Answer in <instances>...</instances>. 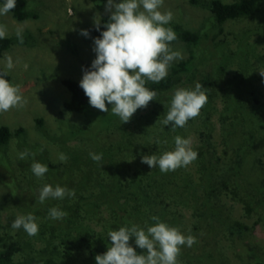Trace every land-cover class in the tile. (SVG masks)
I'll return each instance as SVG.
<instances>
[{
  "label": "rangeland",
  "instance_id": "1",
  "mask_svg": "<svg viewBox=\"0 0 264 264\" xmlns=\"http://www.w3.org/2000/svg\"><path fill=\"white\" fill-rule=\"evenodd\" d=\"M200 1V4H194L190 0H164L160 11L173 13V19L166 27H171L177 37L179 34L174 25L201 34L200 41L194 46L178 39L171 42L170 47L179 51L182 59L173 61L168 73L178 62L189 58L192 51L196 54L197 65L195 63V70L181 83L157 94L156 100L147 108L138 109L127 123H122L111 113V104H108V112L92 107L88 98L84 111L65 106L72 94L63 81L72 79L80 83L84 66L91 65L95 59L90 29L95 20L101 23L104 16L110 15L105 11L107 0H28L27 9L32 14L29 18L19 20L11 11L0 15V24L7 26L6 36L14 38V43L0 57V65L5 69L6 57H12L14 67L8 70L9 82L19 84L27 100L24 107L0 114V126L7 125L13 131L8 144L0 149V250L13 239L19 240L24 247L10 264H28L33 258L43 264L47 253L60 252L51 247L55 242L47 246L46 241L24 234L22 227L11 228L17 216L37 215L41 209L49 211L52 207L68 205L75 198L101 194V185L112 194L118 173L119 182L128 184L137 167L152 172L157 167L150 168L142 163V156H160L174 150L177 135L191 138L192 148L198 152L195 161L176 170H183L189 179L191 176L195 179L197 195L192 188H187L191 191L186 196L190 203L177 208L173 203L175 196L149 186L153 180L147 179V173L142 176V185L150 194L151 207L170 203L181 214L175 213V219H182L176 224L172 223L170 212L169 216L160 219L161 222L178 227L183 234H191L197 239L192 247H182L178 257L180 264H264V77L259 73L264 70V2L261 11L253 17L219 23L203 4L209 0ZM119 2L122 0H116ZM18 29L22 30L23 44L17 38ZM81 30H88L89 36L81 35ZM205 76L214 81L211 89L201 82ZM197 82L203 85L208 97L200 114L175 131L172 124L163 125L160 121L166 116L174 90L179 87L194 89ZM113 115L115 119H108ZM208 115L212 127L205 123ZM101 122L104 128H101ZM141 122L147 123L151 133L146 141ZM78 129L86 132L76 133ZM18 130L20 132L16 133ZM165 140L167 143H163ZM43 147L50 150V161L63 171L71 168L73 159L69 153L73 149L83 162H88L89 166L73 168L70 179L65 175L64 180L60 175L59 179L64 183L60 186L74 189V197H65L60 202L55 199H48L43 204L37 202L45 184L55 187L48 173L37 178L31 171L33 162L42 163L35 157L39 158L38 148L42 151ZM78 148L82 151L77 152ZM26 149L30 154L21 160L19 153ZM205 150L210 156L207 164L218 177L211 180V184L219 179L217 185L221 188L219 198L212 197L208 201L205 188H200V180L203 181L205 175L200 153ZM60 153L66 154V162L59 161ZM89 153H102V160L99 163L93 161ZM113 163L117 166H112ZM123 165L131 169L124 173ZM86 175L90 177L88 181L84 179ZM223 180L230 188L222 186ZM182 185L186 189L187 184ZM158 192L161 195L153 198ZM113 199L125 198L113 196ZM157 201L161 202L157 204ZM207 205H211V209ZM101 208L100 218L93 219V215L88 214L90 218H77L72 221V226L86 225L84 235L98 247L100 254H104L111 244L107 233L112 228L106 226L116 217L107 204ZM201 212H206V218L200 219L198 213ZM158 213L159 217L163 216ZM70 232V239L75 244L73 255L70 259L59 258L55 264H96L95 257L89 256L88 252L82 255L78 250L77 229ZM60 241L58 239L56 243L61 245ZM130 244L138 254L146 252L135 245V237L131 238ZM60 250L63 252L64 248L61 246Z\"/></svg>",
  "mask_w": 264,
  "mask_h": 264
},
{
  "label": "clouds",
  "instance_id": "2",
  "mask_svg": "<svg viewBox=\"0 0 264 264\" xmlns=\"http://www.w3.org/2000/svg\"><path fill=\"white\" fill-rule=\"evenodd\" d=\"M16 3L17 0H4L0 5V15L8 14L16 7ZM163 4L164 0H122L119 3L107 0L105 11L110 16L104 25L106 30L94 39L95 59L91 67L83 68L79 86L89 104L102 112H108V104H111V113L118 116L122 123L129 122L138 109L147 108L151 101L156 100L157 93L147 88L146 83H159L167 77L172 62L182 59V54L170 47L171 42L177 39V34L171 27H166L172 21L173 13L170 10L161 12ZM94 26L99 31L100 20H95ZM6 34L7 26L0 24V39L6 38ZM80 34L88 37L89 31L81 30ZM16 35L23 44L22 30L18 29ZM13 67V59L9 55L6 57L5 70L0 71V114L27 104L21 86L5 79L8 70ZM259 73L264 77V70ZM207 101L201 83L197 82L194 89L179 87L174 90L166 116L160 122L163 125L172 124L173 131L177 127L183 128L190 119L200 114ZM174 143V150L160 156L144 155L141 162L168 173L187 167L197 159L198 152L193 150L191 138L177 135ZM29 154L26 149L19 153V158L24 160ZM31 155L35 156L36 153ZM89 156L99 163L103 154L89 153ZM58 159L63 163L68 157L60 153ZM48 170V165L39 162L31 164V171L37 178H43ZM74 196V189L45 184L40 189L37 202L43 204L48 199L62 200ZM48 215L52 220H62L68 213L52 207ZM151 219L155 224L147 226L146 230L135 224L110 230L107 236L111 244L104 254L95 256L96 264H180L178 257L182 247H192L197 242L196 237L185 235L178 227L161 222L158 216ZM21 227L29 236L39 232L36 217L32 213L14 219L11 228ZM133 237L135 245L146 250L144 254H138L130 244Z\"/></svg>",
  "mask_w": 264,
  "mask_h": 264
},
{
  "label": "trees",
  "instance_id": "3",
  "mask_svg": "<svg viewBox=\"0 0 264 264\" xmlns=\"http://www.w3.org/2000/svg\"><path fill=\"white\" fill-rule=\"evenodd\" d=\"M194 4H200V0H190ZM0 2L3 4L4 0H0ZM264 0H235L232 2H224L223 0H209L207 2H204L203 4L207 6L210 11L213 13L214 18L219 23H224L228 20L242 18V17H253L255 16L259 11H261V5ZM28 6V0H17L16 7L11 10L12 14L15 18L19 20H25L29 18L32 14L27 9ZM110 15L104 16L101 23H100V30H96L95 26H93L90 29L91 36L95 39L96 37H99L101 35V32L106 30L104 25L108 21ZM176 28V31L178 32V40H181L183 42H186L189 46H194L198 44V42L201 39V34L196 31H191L188 29H183L179 25H174ZM14 43V38L6 36L4 39H0V57L3 55L4 51L7 50L12 44ZM196 54L192 51L189 58L181 60L178 62L175 66L172 67L171 71L168 73L167 77L163 80H161L159 83H153L151 81H148L146 83V87L150 90L155 91L157 94L162 93L163 91H169L174 86L181 83V81L184 80V77L188 74H191L195 68H196ZM90 68L91 65H85L84 68ZM198 67V66H197ZM5 69L0 65V71H4ZM8 81L11 79L10 74L5 77ZM64 84L70 89L72 97L70 101H67L65 103V106L70 110H79L84 111L87 108V97L84 94L83 89L79 86V82L72 80V79H64ZM202 84L207 88L211 89V87L214 86V81L209 78L208 76L203 77ZM205 111V109H203ZM101 118V117H100ZM108 119H115V116L108 117ZM210 116L208 115L205 119V123L208 126H211L209 123ZM41 122V120H39ZM101 128H104L103 123H99ZM143 125V136L145 141L148 139V136L151 134L149 129L147 128L146 122H141ZM212 127V126H211ZM22 129H20L21 131ZM19 130L16 133L20 132ZM86 131H82L78 129L76 133H82ZM66 134V133H65ZM13 135L12 129L7 125L0 126V149H3V145H7L9 140L11 139ZM68 137V134L65 135L63 138L66 140ZM37 148V147H36ZM68 151V149L66 148ZM3 151V150H2ZM38 151L40 156L36 154L38 157H35L36 160L42 162V164L48 165V174L51 183L56 186L57 184H64L63 180L59 179L60 175L62 179H66L64 176L66 175L68 179L73 174L72 169L75 168L77 165L81 167L83 166H89L88 162H83L80 154L76 153L73 149L71 153V158L73 159L71 168H68L67 170H64L59 167V165H55L50 161L49 157V149L46 150L45 147H43L42 151L40 148H38ZM78 151H82L78 148ZM75 154V155H73ZM200 155L203 158L204 163V173L202 187L205 188L207 195H209L206 199V201L210 200L212 197L219 198L221 194V188L218 187L217 182L211 184V180H214L215 178H218L213 169L209 167L207 164L208 161L210 162V156L208 155V151H202ZM138 163H140V160H137ZM82 166V167H83ZM112 166H117L116 163H113ZM81 167V168H82ZM84 167V168H85ZM124 167V173L128 172V170L131 169L130 166H122ZM215 170V169H214ZM54 171L56 173H54ZM145 170L143 167H137V172L135 176L130 180L128 184L122 181L119 182L118 176L119 173L116 176V180L113 187V193L108 194L107 188L104 185H101V190L103 193L101 194H95V195H88L87 197L82 198H75L74 202L69 201L68 205H65L64 207L59 208L62 211H65L68 213V215L63 218L62 220H52L49 218L48 212L46 209H41V211H38L39 214L34 215L36 217V222L39 226V232L34 237L41 240L46 241L47 246L52 244L51 247H53L54 250H58L60 252L52 253L49 252L46 255V261L43 264H55L57 259H70L73 255V248L75 244H73L72 240L70 239L71 236V230L77 229V233H79L78 237L79 240L77 241L78 250L80 249L82 251V255H84L86 252L89 253V256L95 257L96 255L100 254V251L98 250V247L93 244V242L89 239V237L84 235V231L86 230L85 226L80 223L79 226H72V221L75 222V219L81 218L84 216L85 218H90L88 214L93 215V219L100 218L99 211L102 213L103 208L102 205L107 204L108 208L111 210L112 214H115L116 220L111 223H107V229L112 228V230H117L119 227L128 226L131 227L133 224L138 225L142 228H147V226H151L155 224V221L151 219L153 216H158L159 213L163 216L159 217L164 218V215L169 216V212L172 213L171 218H173L172 223L176 224L177 221H182L181 218L175 219V213L177 212L175 209L171 207L170 203H164L162 202V205L158 207H151L149 204L148 198L150 197V194L145 191L144 186L142 185L143 175L145 173L148 174L147 179L153 180L150 181L149 186L154 190L155 188L158 189L161 192H165L168 194H171L175 196L173 199V203L179 207L178 205H189V201L186 199L187 194H191L190 189L192 188L193 193H196V186H198V183L195 181V179L188 178V175L183 171H172L168 173H162L159 168L157 167L152 172H144ZM64 172V173H63ZM210 174L213 177L210 179ZM89 175H86L84 177L85 181L89 180ZM189 179V180H188ZM183 183L187 184L186 189L185 186L182 187ZM222 186L224 188H230L226 180H223L221 182ZM212 186V187H211ZM211 191H207L210 190ZM152 190V191H153ZM199 189H197L198 191ZM192 193V195H193ZM194 194V195H195ZM161 195V193H156L153 198H156ZM193 195V197H194ZM113 196H116L118 198H121V196H124V200L120 199H113ZM155 199V200H156ZM55 201H59L60 199H55ZM161 202V201H159ZM156 202L157 204L159 203ZM53 203V201H52ZM211 206V205H209ZM207 205L208 209H211ZM213 206V205H212ZM178 213V212H177ZM180 214V213H178ZM181 215V214H180ZM200 219L206 218V212L198 213ZM37 216H42L41 219H38ZM169 219H168V221ZM87 227V226H86ZM24 234L26 233L23 231ZM20 236V235H19ZM61 239L60 244H57V240ZM99 240V239H98ZM76 242V239L74 237V243ZM104 242V241H103ZM64 248V251L61 252L60 247ZM5 248L0 250V264H10L14 256L23 250L22 243L17 240L13 239L9 243H6ZM48 248V247H47ZM49 249V248H48ZM51 250V249H49ZM43 251V250H41ZM103 254V253H102ZM88 256V255H87ZM40 261L33 258L30 263L28 264H39Z\"/></svg>",
  "mask_w": 264,
  "mask_h": 264
}]
</instances>
